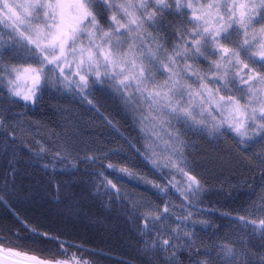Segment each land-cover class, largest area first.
Instances as JSON below:
<instances>
[{
    "label": "snow or ice",
    "instance_id": "snow-or-ice-1",
    "mask_svg": "<svg viewBox=\"0 0 264 264\" xmlns=\"http://www.w3.org/2000/svg\"><path fill=\"white\" fill-rule=\"evenodd\" d=\"M0 264H264V0H0Z\"/></svg>",
    "mask_w": 264,
    "mask_h": 264
},
{
    "label": "trees",
    "instance_id": "trees-1",
    "mask_svg": "<svg viewBox=\"0 0 264 264\" xmlns=\"http://www.w3.org/2000/svg\"><path fill=\"white\" fill-rule=\"evenodd\" d=\"M113 255L118 257L119 256V253H113Z\"/></svg>",
    "mask_w": 264,
    "mask_h": 264
}]
</instances>
